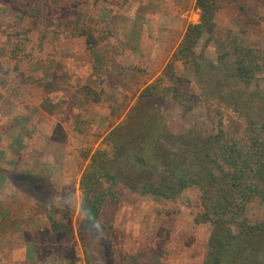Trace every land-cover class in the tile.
<instances>
[{
    "label": "rangeland",
    "instance_id": "1",
    "mask_svg": "<svg viewBox=\"0 0 264 264\" xmlns=\"http://www.w3.org/2000/svg\"><path fill=\"white\" fill-rule=\"evenodd\" d=\"M221 6L215 32L183 57L177 53L189 26L201 23L197 0H0V120L17 115L19 123L28 115L21 159L32 169L24 188L33 196L36 186L52 192L43 200L50 206L48 226L34 234V261L211 264L218 227L202 221L198 188L167 200L93 171L115 158L116 141L139 133L148 118L163 128L167 141L159 151L171 153L177 166L184 163L192 177L198 168L173 145L177 136L224 130L245 137L249 118L232 105L240 93L260 101L251 113L264 124V0H221ZM239 47L251 50L259 66L249 81L234 72ZM154 141L142 152L157 168L152 180L161 183L164 168L148 155ZM138 157L130 153L121 161L137 169ZM53 160L62 162L59 168L50 167ZM93 174L100 182L94 193L105 203L101 228L86 231L81 182ZM246 217L250 226L264 225V200L249 203ZM229 230L224 233L233 238ZM24 256L18 249L14 259Z\"/></svg>",
    "mask_w": 264,
    "mask_h": 264
},
{
    "label": "trees",
    "instance_id": "2",
    "mask_svg": "<svg viewBox=\"0 0 264 264\" xmlns=\"http://www.w3.org/2000/svg\"><path fill=\"white\" fill-rule=\"evenodd\" d=\"M197 8L201 10V23L189 26L177 55L193 56L202 36L215 32L214 19L222 8L221 0H197ZM258 71L259 66L253 52L239 47L234 65L236 77L249 81ZM239 95L241 100L236 99L232 105L249 118V133L245 137L238 139L230 135V132L221 130L218 135L209 137L194 133L183 134L174 141L173 145L176 144L182 149L181 155L189 156L188 165L193 164L198 168L195 177L188 175L184 163L177 166V160L172 161L170 158L171 153L168 155L159 151L163 147L161 144L167 140L164 141V134L161 133L163 128L148 117L146 125L142 126L139 133L130 132L126 140L116 141L115 158L106 159L104 166L95 165L93 171L102 173L109 180L132 192L139 190L143 195L167 200L177 199L180 193L192 186L198 188L204 209L202 221L218 227L217 235L211 239L209 245L211 264H264V225L250 226L246 217L249 203L257 197L264 200V124L251 113L254 106L258 105L257 98L245 93ZM165 128L164 131L167 132ZM151 139H155L154 148L148 150V155L152 154L150 157L154 161L151 162H157L164 168L159 173L161 183L152 180L157 168L142 152ZM130 153L140 155L137 169L130 162L122 163ZM172 155L174 159L181 161L180 155ZM93 162H96L95 158ZM98 184L100 182L95 180L94 174L91 178L84 175L81 182V189L85 191L82 202L85 224L82 229L86 231L101 228L97 220L105 200L102 195L94 193ZM92 192L94 196H90ZM235 225H238L239 230L236 235L232 231ZM225 226L230 227L228 233L233 238L225 235Z\"/></svg>",
    "mask_w": 264,
    "mask_h": 264
},
{
    "label": "crops",
    "instance_id": "3",
    "mask_svg": "<svg viewBox=\"0 0 264 264\" xmlns=\"http://www.w3.org/2000/svg\"><path fill=\"white\" fill-rule=\"evenodd\" d=\"M1 104L0 109L3 111ZM16 116L9 115L0 120V264H44L42 260L38 263L34 261L32 249L38 247L34 234L48 226L50 206L24 188L31 176L26 170L30 162L21 157L26 135L28 138L30 136L31 125L28 124L26 128L28 115H21L19 120L22 121L19 123ZM21 122L23 124L18 127ZM51 164L50 167L59 168L62 162L53 160ZM55 173L58 180L59 173ZM44 194L49 199L52 192ZM55 195L57 200L62 201L61 193ZM22 248L25 249V256L22 261H18L14 259V254Z\"/></svg>",
    "mask_w": 264,
    "mask_h": 264
},
{
    "label": "flooded vegetation",
    "instance_id": "4",
    "mask_svg": "<svg viewBox=\"0 0 264 264\" xmlns=\"http://www.w3.org/2000/svg\"><path fill=\"white\" fill-rule=\"evenodd\" d=\"M35 190H34V196L36 197V198H38V199H42V201L43 200H47L46 198H45V194L44 193H46V191H45V189L43 188V186H36L35 188H34ZM42 195H44V196H42Z\"/></svg>",
    "mask_w": 264,
    "mask_h": 264
}]
</instances>
